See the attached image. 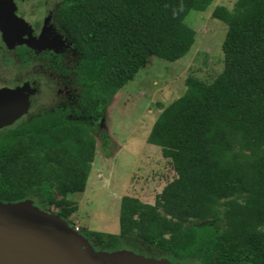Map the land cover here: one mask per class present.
I'll return each mask as SVG.
<instances>
[{"label": "trees", "instance_id": "obj_1", "mask_svg": "<svg viewBox=\"0 0 264 264\" xmlns=\"http://www.w3.org/2000/svg\"><path fill=\"white\" fill-rule=\"evenodd\" d=\"M211 1L59 0L53 21L77 52V104L0 129V200L33 198L68 221L103 108L149 56H184L195 40L184 17ZM211 16L226 24L222 68L209 80L188 75L146 138L175 177L152 203L122 195L117 233L80 231L104 249L145 246L182 264H264V0L216 5Z\"/></svg>", "mask_w": 264, "mask_h": 264}, {"label": "rangeland", "instance_id": "obj_2", "mask_svg": "<svg viewBox=\"0 0 264 264\" xmlns=\"http://www.w3.org/2000/svg\"><path fill=\"white\" fill-rule=\"evenodd\" d=\"M235 1L212 0L204 10L190 9L184 17V22L195 31V40L189 51L173 61L149 56L147 63L116 91L103 108L100 121L92 131L96 147L86 186L82 192L68 196L77 204V210L66 220L71 226L76 222L79 226L77 232L93 250L114 251L125 247L104 249L89 240L81 230L88 228L117 233L122 195L130 194L152 203L162 186L175 177L169 160L146 138L161 109L183 93L188 75L209 80L222 68L221 45L226 24L212 17L211 12L216 5L232 9ZM48 2L53 4L51 0ZM24 21L21 29L27 32L28 23ZM27 37L38 45L49 46L47 37ZM102 134L108 136L105 146L101 144ZM28 199L33 202V198ZM41 208L48 212L55 210L52 205L46 208L44 204ZM141 249L151 254L146 256L161 257L145 246Z\"/></svg>", "mask_w": 264, "mask_h": 264}, {"label": "flooded vegetation", "instance_id": "obj_3", "mask_svg": "<svg viewBox=\"0 0 264 264\" xmlns=\"http://www.w3.org/2000/svg\"><path fill=\"white\" fill-rule=\"evenodd\" d=\"M51 1L52 5L48 0H0V87L25 85L28 95L27 110L16 121L45 110L71 109L77 104L80 87L71 70L77 52L68 34L53 21L59 0ZM24 20L29 26L26 25L27 32L21 29ZM27 36L47 37L49 46L38 45ZM33 204L43 205L35 199Z\"/></svg>", "mask_w": 264, "mask_h": 264}, {"label": "water", "instance_id": "obj_4", "mask_svg": "<svg viewBox=\"0 0 264 264\" xmlns=\"http://www.w3.org/2000/svg\"><path fill=\"white\" fill-rule=\"evenodd\" d=\"M27 107L25 85L0 87V129L13 124ZM0 264L180 263L125 248L93 250L86 239L57 213L45 211L31 200L24 199L15 202L0 200Z\"/></svg>", "mask_w": 264, "mask_h": 264}, {"label": "built area", "instance_id": "obj_5", "mask_svg": "<svg viewBox=\"0 0 264 264\" xmlns=\"http://www.w3.org/2000/svg\"><path fill=\"white\" fill-rule=\"evenodd\" d=\"M72 228L77 231L79 229V226L76 224V222L72 225Z\"/></svg>", "mask_w": 264, "mask_h": 264}]
</instances>
